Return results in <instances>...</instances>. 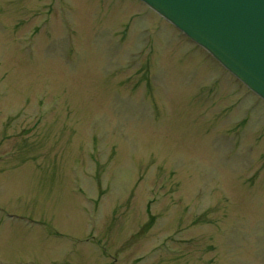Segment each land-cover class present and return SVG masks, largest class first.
Returning <instances> with one entry per match:
<instances>
[{"label":"rangeland","instance_id":"rangeland-1","mask_svg":"<svg viewBox=\"0 0 264 264\" xmlns=\"http://www.w3.org/2000/svg\"><path fill=\"white\" fill-rule=\"evenodd\" d=\"M0 264H264V103L136 0H0Z\"/></svg>","mask_w":264,"mask_h":264},{"label":"water","instance_id":"water-1","mask_svg":"<svg viewBox=\"0 0 264 264\" xmlns=\"http://www.w3.org/2000/svg\"><path fill=\"white\" fill-rule=\"evenodd\" d=\"M264 101V0H138Z\"/></svg>","mask_w":264,"mask_h":264}]
</instances>
